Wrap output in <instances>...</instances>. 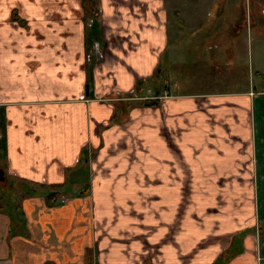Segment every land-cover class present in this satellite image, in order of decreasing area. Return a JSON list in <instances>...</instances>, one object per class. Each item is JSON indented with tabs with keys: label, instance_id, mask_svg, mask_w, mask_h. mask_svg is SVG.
Masks as SVG:
<instances>
[{
	"label": "crops",
	"instance_id": "crops-1",
	"mask_svg": "<svg viewBox=\"0 0 264 264\" xmlns=\"http://www.w3.org/2000/svg\"><path fill=\"white\" fill-rule=\"evenodd\" d=\"M167 4L0 0V264L264 261V91L163 87Z\"/></svg>",
	"mask_w": 264,
	"mask_h": 264
},
{
	"label": "rangeland",
	"instance_id": "rangeland-1",
	"mask_svg": "<svg viewBox=\"0 0 264 264\" xmlns=\"http://www.w3.org/2000/svg\"><path fill=\"white\" fill-rule=\"evenodd\" d=\"M166 1L173 22L158 73L163 87L176 85L179 92L190 93L264 91V0ZM0 165L4 168L1 160ZM4 173L8 186L0 185V206L6 209L22 191Z\"/></svg>",
	"mask_w": 264,
	"mask_h": 264
},
{
	"label": "water",
	"instance_id": "water-1",
	"mask_svg": "<svg viewBox=\"0 0 264 264\" xmlns=\"http://www.w3.org/2000/svg\"><path fill=\"white\" fill-rule=\"evenodd\" d=\"M5 179L4 171L0 168V181Z\"/></svg>",
	"mask_w": 264,
	"mask_h": 264
},
{
	"label": "flooded vegetation",
	"instance_id": "flooded-vegetation-1",
	"mask_svg": "<svg viewBox=\"0 0 264 264\" xmlns=\"http://www.w3.org/2000/svg\"><path fill=\"white\" fill-rule=\"evenodd\" d=\"M6 184L8 186V183L5 182V179L3 181H0V185Z\"/></svg>",
	"mask_w": 264,
	"mask_h": 264
},
{
	"label": "trees",
	"instance_id": "trees-1",
	"mask_svg": "<svg viewBox=\"0 0 264 264\" xmlns=\"http://www.w3.org/2000/svg\"><path fill=\"white\" fill-rule=\"evenodd\" d=\"M59 186H60V185H59ZM59 186H57V187H59ZM55 192L57 193V191H55ZM56 193H55V194H56ZM263 232H264V230H263Z\"/></svg>",
	"mask_w": 264,
	"mask_h": 264
},
{
	"label": "built area",
	"instance_id": "built-area-1",
	"mask_svg": "<svg viewBox=\"0 0 264 264\" xmlns=\"http://www.w3.org/2000/svg\"><path fill=\"white\" fill-rule=\"evenodd\" d=\"M62 201H64V200H62Z\"/></svg>",
	"mask_w": 264,
	"mask_h": 264
}]
</instances>
